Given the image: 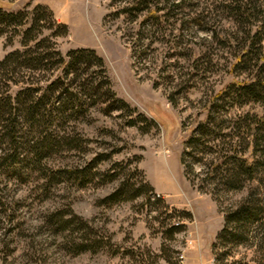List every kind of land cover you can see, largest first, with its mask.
Returning a JSON list of instances; mask_svg holds the SVG:
<instances>
[{"label": "rangeland", "instance_id": "1", "mask_svg": "<svg viewBox=\"0 0 264 264\" xmlns=\"http://www.w3.org/2000/svg\"><path fill=\"white\" fill-rule=\"evenodd\" d=\"M131 2L0 0V62L16 50L48 47L50 54L51 42L65 58L92 48L104 59L114 92L135 109L114 107L103 90L80 94L83 82L99 83L100 68L66 79L57 57L39 70L20 71L14 82L0 79V95L14 103L25 87L61 102L62 87L49 88L58 77L65 84L71 78L73 92L86 100L83 107H40L36 120L26 114L19 162L0 159V264H213L211 246L224 215L186 179L180 158L211 107H221L227 126L239 118L249 124L238 131L235 123L236 133L247 132L245 157L253 158L255 142L264 157V98L241 90L264 84V0L249 20L235 11L237 0H159L137 18L122 12ZM38 4L70 33L53 38L55 26L37 27L36 39L23 46L31 20L22 26V18L5 14ZM44 14L49 25L53 18ZM9 148L0 139V155ZM255 187L264 194V170L247 184ZM247 189L225 194L222 205L239 203ZM177 222L186 229L171 235ZM258 252L239 247L234 255L256 264L263 259Z\"/></svg>", "mask_w": 264, "mask_h": 264}, {"label": "trees", "instance_id": "2", "mask_svg": "<svg viewBox=\"0 0 264 264\" xmlns=\"http://www.w3.org/2000/svg\"><path fill=\"white\" fill-rule=\"evenodd\" d=\"M237 1L239 4L233 7H236V10L234 9L236 12L241 13V19L242 17L245 18L242 20H249L251 16H254V11L257 10L259 12L261 7V5H257L259 0ZM153 2H159V0H132L131 7L123 8L122 12H130L137 18L138 12L149 8V5ZM42 12L49 13L52 16L53 20L49 25L42 23L45 20V14ZM5 16L12 20L22 18L19 23L22 26L29 22L25 21V18L31 20L29 22L30 26L23 34V46H27L29 41L36 39V35L33 32L37 27L41 30L55 26V30L52 33L53 38L65 37L70 33L68 24L59 22L52 11L42 4L36 5L32 11L11 12L6 13ZM39 46L40 44H38ZM56 47V42H51L49 48L52 53L50 54L48 53V47L43 51H40L41 47H39L35 50H16L8 54L0 62V79L6 77L12 81L10 78L18 75L20 71L39 70L43 64L49 62V58L57 57L59 60L58 64H66L64 68L66 69V79L69 78L71 73L80 77L81 73H85L90 68H100L102 79L99 83L94 84L91 82L92 85L89 87L90 83L83 82L80 84V94L85 92L87 88H89V92H85L82 95H101L103 90V95L113 102L114 107L132 109L124 99L119 98L114 92L105 61L96 50L92 48L73 49L67 53L65 58ZM132 55L136 57V52L133 51ZM95 73L96 71L92 72V74ZM57 86L62 87V92L64 91L60 95L63 96L65 94V99L61 102L53 101L51 103L50 96L47 93L40 95L38 87H25L19 91L15 98V101L17 100L16 103L12 102L11 95L7 94L5 97L0 95V139L6 140L10 146L5 151L6 153L3 151L0 159L6 160V163L8 161L10 164L19 162L21 156L19 144L22 137L20 128L22 121H24L23 117L26 114L31 115L32 120H36L41 110L40 107H71V105L72 107H83L86 100L79 93L73 92L71 78L69 83L65 84L61 77H58L51 82L49 88L58 89ZM155 86H157V83H155ZM241 90L245 96L252 95L251 97L260 96V98H264V84L258 81L243 86ZM224 95L222 93L220 97ZM168 99L172 101L170 96H168ZM56 102L59 103L56 104ZM220 108L211 107L207 118L200 122L192 132L185 143L180 162L184 167L186 179L198 191L210 194L218 203L219 210L224 215V225L217 234L216 241L211 246L213 264H250L249 261L235 259L234 252L239 247L258 250L263 259L254 262L256 264H264V194L259 192L257 187L250 190L247 189V184L255 182L261 171L264 170V157L258 153V148L262 144L255 142L253 158L245 157L247 148L250 145L249 141H247V136H245L247 132L243 134L236 133L235 123L237 122L238 131L245 130V127L249 129L250 125L242 121V118H239L233 125L229 123L227 126L228 119L225 115L220 114ZM230 126H233L230 129L231 132L226 133L225 130L230 128ZM227 138L229 139L228 141H226ZM214 141H220L223 147L219 145L210 146ZM261 148V153H264L263 147ZM196 164L201 168L197 173H195L194 169ZM191 175L193 178H191ZM246 189L248 190L247 195L239 203L229 207L222 205L221 198L225 194L237 193ZM175 211L177 212L178 210L176 209ZM178 213L183 218L192 220V215L189 211H178ZM185 229L184 225L180 226V223L177 222L171 226L170 233L174 235Z\"/></svg>", "mask_w": 264, "mask_h": 264}]
</instances>
